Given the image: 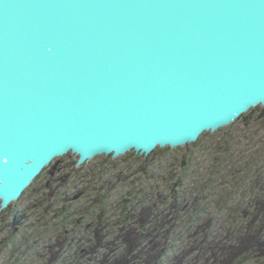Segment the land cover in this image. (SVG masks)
<instances>
[{
    "label": "water",
    "instance_id": "obj_1",
    "mask_svg": "<svg viewBox=\"0 0 264 264\" xmlns=\"http://www.w3.org/2000/svg\"><path fill=\"white\" fill-rule=\"evenodd\" d=\"M264 106V0H0V211L54 159L146 157Z\"/></svg>",
    "mask_w": 264,
    "mask_h": 264
},
{
    "label": "rangeland",
    "instance_id": "obj_2",
    "mask_svg": "<svg viewBox=\"0 0 264 264\" xmlns=\"http://www.w3.org/2000/svg\"><path fill=\"white\" fill-rule=\"evenodd\" d=\"M76 160H53L0 211V264H112L131 230L136 264L148 250L157 264H220L264 222V106L183 147Z\"/></svg>",
    "mask_w": 264,
    "mask_h": 264
},
{
    "label": "trees",
    "instance_id": "obj_3",
    "mask_svg": "<svg viewBox=\"0 0 264 264\" xmlns=\"http://www.w3.org/2000/svg\"><path fill=\"white\" fill-rule=\"evenodd\" d=\"M263 230L264 222L257 231H252L242 237V239L240 238L237 247L226 251V254L224 258L222 257L223 260L220 264H235L242 256L249 253H256L259 256H264V239L261 236ZM122 241L126 246V252L122 257H120V259L113 261L112 264H136V259L141 257L140 251L138 250L140 247L139 234L132 230L127 231L122 235ZM100 242L101 239L98 238L96 244L98 245ZM158 259L159 255H155L148 250L142 259V264H157Z\"/></svg>",
    "mask_w": 264,
    "mask_h": 264
}]
</instances>
